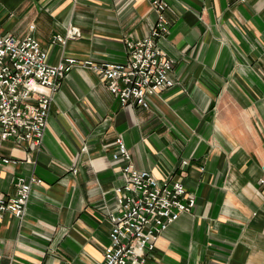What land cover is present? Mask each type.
<instances>
[{"label":"crops","instance_id":"crops-1","mask_svg":"<svg viewBox=\"0 0 264 264\" xmlns=\"http://www.w3.org/2000/svg\"><path fill=\"white\" fill-rule=\"evenodd\" d=\"M176 85L148 110L123 106L75 67L53 96L39 149L3 141L0 191L37 177L23 219L0 220V264H102L109 217L126 184L116 140L134 166L179 180L197 202L162 233L145 264H264V0H168ZM147 0H0V30L34 36L48 62L123 63L150 33ZM34 26V30L31 27ZM76 29L66 45L55 35ZM187 161L188 165L183 162Z\"/></svg>","mask_w":264,"mask_h":264},{"label":"built area","instance_id":"built-area-1","mask_svg":"<svg viewBox=\"0 0 264 264\" xmlns=\"http://www.w3.org/2000/svg\"><path fill=\"white\" fill-rule=\"evenodd\" d=\"M147 1L156 12L155 24L146 38L126 41L127 59L123 63L66 59L52 65L47 50L34 36L19 39L0 30L1 139H14L26 147L39 149L53 96L75 67L97 74L123 106L132 104L148 110L150 97L173 88L176 83L171 74L176 61L161 46L171 30L170 5L168 0ZM76 36V29H71L65 36L55 35L52 42L66 45ZM116 147L112 159L125 165L126 184L117 190L118 209L109 217L110 244L102 264H145L162 233L182 214H191L197 199L183 182L158 180L152 173L137 169L121 138L116 140ZM15 163L1 159L0 176L4 165ZM42 184L37 177H21L15 191H0V220L6 214L23 219L32 188ZM259 184L264 189V176Z\"/></svg>","mask_w":264,"mask_h":264}]
</instances>
